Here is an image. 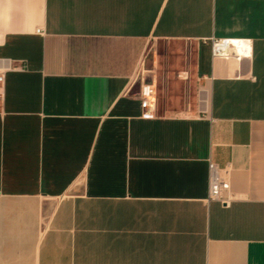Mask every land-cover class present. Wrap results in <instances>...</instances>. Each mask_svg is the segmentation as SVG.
I'll list each match as a JSON object with an SVG mask.
<instances>
[{
    "label": "crops",
    "instance_id": "1",
    "mask_svg": "<svg viewBox=\"0 0 264 264\" xmlns=\"http://www.w3.org/2000/svg\"><path fill=\"white\" fill-rule=\"evenodd\" d=\"M0 70V264H264V0H0Z\"/></svg>",
    "mask_w": 264,
    "mask_h": 264
},
{
    "label": "built area",
    "instance_id": "2",
    "mask_svg": "<svg viewBox=\"0 0 264 264\" xmlns=\"http://www.w3.org/2000/svg\"><path fill=\"white\" fill-rule=\"evenodd\" d=\"M36 32L40 33V29H36ZM250 40L246 38H220L211 40V54L216 55H228L231 51L238 55H249L250 53ZM185 73H179L178 77H186ZM4 89V73L0 70V100L3 98ZM138 95L141 103V116L149 118L153 116L156 111V98L155 88L153 83H147L143 80L140 81ZM224 169L217 167L215 164H210L208 172V189L207 199L219 201L226 205L227 196L226 193L229 188V184L224 177Z\"/></svg>",
    "mask_w": 264,
    "mask_h": 264
},
{
    "label": "rangeland",
    "instance_id": "3",
    "mask_svg": "<svg viewBox=\"0 0 264 264\" xmlns=\"http://www.w3.org/2000/svg\"><path fill=\"white\" fill-rule=\"evenodd\" d=\"M161 49L162 45L159 46L158 52L161 55ZM154 54L153 50L150 48L146 54L145 60L142 62V65H140V68L138 69V77L136 78V81L138 80L139 82L143 80L144 82L149 83V81H153V76L154 72L151 71V65H152V60H153ZM161 62V59L160 61ZM157 73V84L159 88H161L163 84V79H164V70L161 67V65L158 66V69L156 70Z\"/></svg>",
    "mask_w": 264,
    "mask_h": 264
},
{
    "label": "water",
    "instance_id": "4",
    "mask_svg": "<svg viewBox=\"0 0 264 264\" xmlns=\"http://www.w3.org/2000/svg\"><path fill=\"white\" fill-rule=\"evenodd\" d=\"M138 89H139V81L137 80V81H135L134 85L132 86L130 93L136 94V93H138Z\"/></svg>",
    "mask_w": 264,
    "mask_h": 264
}]
</instances>
